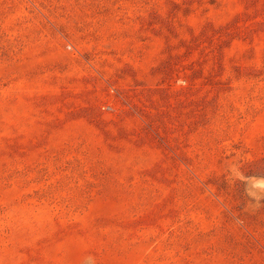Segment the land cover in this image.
I'll return each instance as SVG.
<instances>
[{
	"label": "rangeland",
	"instance_id": "obj_1",
	"mask_svg": "<svg viewBox=\"0 0 264 264\" xmlns=\"http://www.w3.org/2000/svg\"><path fill=\"white\" fill-rule=\"evenodd\" d=\"M0 264H264V0H0Z\"/></svg>",
	"mask_w": 264,
	"mask_h": 264
}]
</instances>
